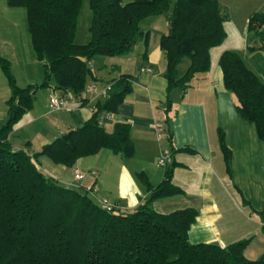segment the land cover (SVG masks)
I'll return each instance as SVG.
<instances>
[{
  "label": "trees",
  "instance_id": "16d2710c",
  "mask_svg": "<svg viewBox=\"0 0 264 264\" xmlns=\"http://www.w3.org/2000/svg\"><path fill=\"white\" fill-rule=\"evenodd\" d=\"M9 7L26 11L27 28L36 58L43 62L44 81L20 88L7 60L0 67L11 88L8 117L0 125V264H264L246 258L248 239L221 248L214 244H191L189 229L197 212L184 209L159 214L155 199L180 193L171 183L172 170H164L162 182L152 188L143 173L136 177L150 193L131 211L104 210L80 189L60 185L38 167L45 156L68 168L101 150L130 159L134 146L127 124L116 123L107 132L101 115L117 113L131 91L133 76L111 80L108 98H99L90 119L38 152L13 150L8 135L33 104L37 89L49 86L85 105V89L96 82L90 66L96 56L116 57L130 52L141 37L144 20L167 15L168 31L160 40L167 81V112L174 89L186 91L199 74L209 72L212 48L222 44L228 14L218 0H89L91 23L87 44L75 43L82 0H6ZM249 53H264V11L247 21ZM188 61L184 72L183 61ZM218 65L223 85L236 98L239 117L254 125L264 142V82L236 51H224ZM167 127V128H166ZM163 129L170 142L168 126ZM219 144L229 171L230 153L223 133Z\"/></svg>",
  "mask_w": 264,
  "mask_h": 264
},
{
  "label": "crops",
  "instance_id": "0c3cea01",
  "mask_svg": "<svg viewBox=\"0 0 264 264\" xmlns=\"http://www.w3.org/2000/svg\"><path fill=\"white\" fill-rule=\"evenodd\" d=\"M259 8L257 10L263 12L264 4ZM17 9L20 8L9 7L6 0H0V57L9 61L16 85L25 88L43 83L44 65L33 52L31 40L27 38L25 16ZM249 16L247 13L245 27ZM227 22L224 24L226 35ZM141 27L147 35L139 38L130 52L93 58L90 66L99 80L88 83H96L101 88L122 75L133 76L131 91L117 113L108 118L104 114L100 117L109 133L116 123L129 126L133 156L125 159L101 150L95 156L79 159L71 168L56 165L41 156L38 167L64 187L70 186L76 172L81 173L79 169L93 171L95 175L86 178L84 175L82 181H75L79 186L76 189L87 191L96 187L97 199L106 198L120 210L131 211L150 196L136 174L143 173L152 188L159 185L164 168L157 165V160L161 150L169 149L171 183L180 193L155 199L151 204L153 210L169 214L193 209L197 217L188 233L191 244L224 248L248 239L244 254L250 260H257L264 254V142L257 137L254 125L237 114L236 98L225 89L218 65L224 51H245L247 47L220 49L217 59L211 60L209 72L197 75L186 91L174 89L171 92L172 106L167 112L165 62L160 48V40L168 31L167 15L148 18ZM242 34V30L239 31V36ZM75 43L87 44L78 41L77 33ZM261 53L255 52L258 55L255 57L261 59ZM34 64L38 65L36 72L30 70ZM187 67L188 62L180 71L184 72ZM11 95L0 67V125L7 120ZM61 95L52 81L49 86L36 90L31 109L20 117L8 135L13 150L34 154L68 131L82 127L101 98L98 91L85 92V105L69 102L65 109L52 111L50 98ZM156 125L162 129L168 126L170 142L164 131L157 138L153 130ZM220 131L230 153L229 171L219 144ZM68 171L72 172L70 178Z\"/></svg>",
  "mask_w": 264,
  "mask_h": 264
},
{
  "label": "rangeland",
  "instance_id": "374dc122",
  "mask_svg": "<svg viewBox=\"0 0 264 264\" xmlns=\"http://www.w3.org/2000/svg\"><path fill=\"white\" fill-rule=\"evenodd\" d=\"M132 1H134V0H122V3L126 4V3H129ZM218 1L227 7V9H225V10L228 14V22L226 23V31L228 32L227 33L228 37L226 35L227 39L225 37V39L221 45H219L218 47H215L214 49L212 48V52H211L212 62H214L215 59H217V57H218L217 53L219 52L220 49H226L228 47L236 49V48H242L244 46H245L244 48H246L248 45H250L248 43L247 27H245V17L247 16V13H250V15H251L253 13L259 12L257 9H261L259 7H262V5L264 4L262 2L263 0H218ZM17 10H20V12H23V14L25 16V22H26L25 26H27V17H26L25 9L20 8ZM91 16H92V14H91V10L89 8V0H82L81 11H80L78 22H77L78 23L77 24L78 41H80L81 43H87L89 40L90 34H89L88 29H89V26L91 23ZM241 30H242L243 34H242V36H239V31H241ZM27 38L30 40L29 33H27ZM31 46H32V44H31ZM238 53L241 55V57L245 61L246 65L252 71L257 73L259 78L264 82V53L263 52L261 53V59H259V57H255V56H258L255 53L250 55V53L247 51V49L245 51H239ZM102 58H104V56ZM34 60H36V59H34ZM187 62H188L187 60H185V62H183V64L180 67L181 68L180 70L185 69V67L187 66ZM9 65H10V63H9ZM37 66L38 65L35 66V64L32 65L30 70L32 72H36ZM79 170H80L81 174L85 175V178L88 175H92L91 173L93 172V171L89 172L88 170H85V169L84 170L79 169ZM67 176L69 178L72 177V172L68 171ZM87 179H86L87 182H89L90 178H87ZM139 182L141 183L140 180H139ZM69 187L70 188L71 187L72 188H79V186L75 183L74 179L71 180V184H70V186H68V188ZM80 191L83 193L85 192L83 190H80ZM88 195L90 196V198L95 203L99 204L98 199L96 198L95 195L90 194V192Z\"/></svg>",
  "mask_w": 264,
  "mask_h": 264
},
{
  "label": "built area",
  "instance_id": "2783aa9c",
  "mask_svg": "<svg viewBox=\"0 0 264 264\" xmlns=\"http://www.w3.org/2000/svg\"><path fill=\"white\" fill-rule=\"evenodd\" d=\"M112 83H107L104 84L101 88H99V86L96 83H92L86 86L85 92H94V91H98V96L101 98H108V95L110 93V91L112 90ZM99 88V89H98ZM69 102H76V99L74 98V96L71 94L70 96H66V95H61V96H53L50 98V102H49V106L50 109L52 111H61L63 109L66 108L67 104ZM109 114H105V117H109ZM157 138H160L163 129L161 128V126L156 125L153 128ZM172 164V153L171 150L169 149H163L160 152V155L158 157L157 160V165L162 167V168H167L169 166H171ZM92 175H95L94 172L91 173ZM84 179V175L76 172L74 175V180L76 182H80ZM97 192V188L96 187H92L90 189V194L95 195ZM98 203L99 205L106 211L108 212H112L113 210H115L117 207L114 206L113 204H111L108 199L106 198H100L98 199Z\"/></svg>",
  "mask_w": 264,
  "mask_h": 264
}]
</instances>
